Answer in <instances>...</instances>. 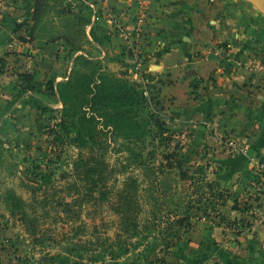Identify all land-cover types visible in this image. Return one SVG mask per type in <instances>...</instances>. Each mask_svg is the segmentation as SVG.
Masks as SVG:
<instances>
[{
  "label": "crops",
  "instance_id": "obj_1",
  "mask_svg": "<svg viewBox=\"0 0 264 264\" xmlns=\"http://www.w3.org/2000/svg\"><path fill=\"white\" fill-rule=\"evenodd\" d=\"M14 1L0 0V59L8 68L0 72V143L32 141L42 108H58L57 87L76 54L91 58L88 49L94 48L102 61L108 35L125 64L121 72L136 64L127 55L130 46L143 53L144 71L161 111L172 117L173 134L184 139L189 153L203 150L199 172L213 191H223L221 198L209 196L213 210L208 206L206 215L190 218L191 227L180 230L165 262L264 264V227L234 233L226 225L249 220L247 205L264 214V170L260 177L255 166L264 164V20L242 7L230 18L228 0H146L141 14L134 0H47L56 6L41 27L43 20L32 18L35 0ZM75 22L78 36L49 38L58 28L74 31ZM29 31L30 40H19ZM209 46L218 54L205 58ZM75 47L79 50L73 52ZM257 60L263 62L260 69L254 66ZM23 71L32 72L30 82L18 78ZM194 82L199 87L191 93ZM225 138L244 144L246 153L225 148ZM11 236L0 232V264H23L17 258L21 248L8 246Z\"/></svg>",
  "mask_w": 264,
  "mask_h": 264
},
{
  "label": "rangeland",
  "instance_id": "obj_2",
  "mask_svg": "<svg viewBox=\"0 0 264 264\" xmlns=\"http://www.w3.org/2000/svg\"><path fill=\"white\" fill-rule=\"evenodd\" d=\"M228 1L230 18L242 7L264 20L249 1ZM104 37L101 63L94 48L91 58L76 54L63 91L66 108L58 97V108H42L32 141L0 143V232L13 235L8 246L21 248L23 264H167L182 230L172 220L208 213L190 183L192 177L202 186L203 150L189 153L176 133L177 142L163 146L158 116L164 112L143 63L121 72L125 64ZM101 67L103 94L92 98L89 82ZM160 162L174 168L160 172Z\"/></svg>",
  "mask_w": 264,
  "mask_h": 264
},
{
  "label": "trees",
  "instance_id": "obj_3",
  "mask_svg": "<svg viewBox=\"0 0 264 264\" xmlns=\"http://www.w3.org/2000/svg\"><path fill=\"white\" fill-rule=\"evenodd\" d=\"M55 6H56L55 2H54V4H49L47 2V0H35V7H34L32 18L37 22L38 21L41 22L43 20V25L41 27H46L45 23H47V17H45V16L47 15V11L49 10V8L53 9ZM78 22H79V20H78ZM78 22L77 23L75 22V24L78 25L76 29L74 28V26L72 27L75 29L74 31H67L65 34L63 31H61V29L59 31V28H58L57 30H53L52 33H50L49 38L52 39V38H55V36L56 37H58V36H61V37L71 36L74 38V37L78 36L80 33V31H79L80 27H79ZM72 25H74V24H72ZM30 35H31V32L29 31L27 34V37L19 36V40L28 41V40H30L29 39ZM71 50H73V52H74V51L79 50V49H78V47H75V48H72ZM128 52H129V55H128ZM131 54H132V51L128 50L127 55L131 56ZM98 60L99 59H97L96 62L101 63V61L99 60V62H98ZM4 65H5L4 60L0 59V72L4 71ZM103 69L104 68H102V67L99 68V70L97 71V79L91 80L89 82V84L91 83V85H92V88L90 91L92 98H98V97L102 96V94H103L104 89H103V85L101 83H103V82H105V80H107V76L105 75L106 73L104 72ZM73 73H74L73 70H71L67 79L65 81L61 82L57 87L56 92H57V95L59 97V101H61L63 109L66 108V104H67L66 100L63 96V91L66 87H68L70 85L72 77H73ZM17 76L19 79L28 83L32 79V72H28V71L19 72V73H17ZM116 79L120 80L119 78H116ZM198 87H199V83L194 82L192 85L191 93L197 92ZM139 95L141 98L143 97L142 94L139 93ZM122 96H124V95H122ZM155 103L158 104V101H156ZM160 115H161V117L158 115L157 116L161 122V134H162L161 137H162V141H163L162 143H163V146H169L170 143L173 144V141H172L173 132L171 131V127L168 125L167 119L170 120V119H172V117L166 115L165 113H161ZM80 116L83 117V115H80ZM158 119H156L157 122H158ZM176 145L177 144H175V146ZM165 168L168 170H172L174 168V166L170 162H166V163L160 162L159 166H158V169L160 170V172H161V170H163ZM198 170H199V167H198ZM200 174H201V172H200ZM184 176H186L185 171H183L181 168H179L178 178L183 180ZM201 181H202V186L199 185V188H198V186L197 187L195 186V181L191 177V181H190L191 186H192V194L191 195H192V197L195 196V198H197L196 202H198V204H201L202 206H204L205 210H203V213H207L206 209L208 208V206H210V203H211L210 202L211 198H209V196H212L213 198H221L223 195V191H219V190L213 191V188L211 186L212 184L210 182H207V181L204 182L202 175H201ZM197 183H198V181H197ZM211 206H213V205H211ZM235 207H237V206L235 205ZM244 208L246 209V206H244ZM172 222H174V225L176 224V226H178V228H182V230L184 232L187 231L191 227L189 215L186 212L184 213V215L177 217V219H173ZM176 234H177V237H179L178 233H176Z\"/></svg>",
  "mask_w": 264,
  "mask_h": 264
},
{
  "label": "built area",
  "instance_id": "obj_4",
  "mask_svg": "<svg viewBox=\"0 0 264 264\" xmlns=\"http://www.w3.org/2000/svg\"><path fill=\"white\" fill-rule=\"evenodd\" d=\"M2 3H9V4H13L15 1L14 0H1ZM134 2L138 5L139 7V14H141V12L143 13L144 9H145V3L146 0H134ZM138 31V29H137ZM123 38L126 40H132L130 38V35L127 33H123ZM10 46V44L8 45ZM132 51V55L131 58L135 61V63L137 65H141L144 59V55L140 50H134V48L132 46H130L129 48ZM212 53H217L214 47H207L203 50V55L205 58H208L209 55H211ZM218 54V53H217ZM256 68H262L263 67V62L260 60H257L255 62L254 65ZM8 69L7 65L5 63L4 65V70ZM141 88H144L143 86H141ZM222 145L229 149L231 152H236V153H246V146L236 140H230L229 138H225L223 139ZM255 166H256V172L257 174L261 177V171L264 170V164L260 163L259 161L255 162ZM246 210H247V214L250 215V219H245V220H236L233 221L231 223H227V227L233 231L234 233H238L242 230V228H250L253 229V227L255 226H262L264 227V214L261 213H257L255 212L253 206H246Z\"/></svg>",
  "mask_w": 264,
  "mask_h": 264
},
{
  "label": "water",
  "instance_id": "obj_5",
  "mask_svg": "<svg viewBox=\"0 0 264 264\" xmlns=\"http://www.w3.org/2000/svg\"><path fill=\"white\" fill-rule=\"evenodd\" d=\"M264 14V0H247Z\"/></svg>",
  "mask_w": 264,
  "mask_h": 264
}]
</instances>
